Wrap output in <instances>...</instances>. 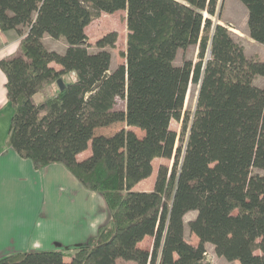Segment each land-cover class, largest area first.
<instances>
[{
	"label": "trees",
	"instance_id": "16d2710c",
	"mask_svg": "<svg viewBox=\"0 0 264 264\" xmlns=\"http://www.w3.org/2000/svg\"><path fill=\"white\" fill-rule=\"evenodd\" d=\"M239 1L248 9L250 36L264 45V0ZM218 4L0 0V29L21 35L16 53L0 59L14 109L9 145L37 168L63 163L111 212L88 243L18 251L0 264H206L207 243L228 260L264 264V86L255 83L264 77V59L247 57L229 27L214 23ZM122 9L126 62L111 70L118 33L98 38L91 52L86 27L101 12ZM46 36L63 38L65 51L50 49ZM191 45L198 60L177 64L178 52ZM71 72L76 79L60 89L58 79ZM191 83L198 85L193 110L185 109ZM53 84V94L35 98ZM115 122L126 126L96 132ZM156 157L171 166L158 167L152 190L135 188L152 175ZM190 211L197 245L185 236ZM146 236L153 237L151 249L139 246Z\"/></svg>",
	"mask_w": 264,
	"mask_h": 264
},
{
	"label": "crops",
	"instance_id": "0c3cea01",
	"mask_svg": "<svg viewBox=\"0 0 264 264\" xmlns=\"http://www.w3.org/2000/svg\"><path fill=\"white\" fill-rule=\"evenodd\" d=\"M20 39L17 31L0 29V59L16 53ZM6 80L0 68V257L27 250L73 249L88 243L110 222L104 198L86 188L63 163L37 168L32 159L22 157L9 145L14 109L7 99ZM161 158H154L152 175L135 188L143 189L139 186L150 180V187L143 190L153 189L158 170L154 162ZM193 236L190 243L197 245L199 238ZM147 238L152 237L146 236L139 246L145 247L142 243Z\"/></svg>",
	"mask_w": 264,
	"mask_h": 264
},
{
	"label": "rangeland",
	"instance_id": "374dc122",
	"mask_svg": "<svg viewBox=\"0 0 264 264\" xmlns=\"http://www.w3.org/2000/svg\"><path fill=\"white\" fill-rule=\"evenodd\" d=\"M218 14L212 16V20L214 23H222L229 27L230 31L233 33L234 38L241 43L245 48V53L247 57H261L264 59V45L256 40H254L249 33L248 27V9L247 7L239 0H219V4L217 7ZM205 16H208L205 13ZM116 31L118 33V39L116 45L110 48V52L112 55L111 61V70L117 67L119 64L125 63L126 58L123 56V52L127 49V36H128V28H127V11L126 10H118L114 13H105L101 12L100 15L94 18L86 27V32L89 38V42L92 44L90 47V51L94 52L97 49L93 46L98 38L103 36L104 34ZM44 43L50 48L57 50L60 53H63L66 49V42L63 38L54 39L50 36H46L44 38ZM185 59H192L194 61L198 60V46L191 45L186 50H180L178 52L176 63L181 64ZM55 65V63H53ZM76 79V73H69L65 75L64 80L69 82L70 80ZM255 83L258 86H264V77L257 76L255 79ZM56 84L47 86L43 91H41L37 95V100L41 99L43 96L48 94H53L55 92ZM57 89V88H56ZM198 94V85L195 83H191L189 87V91L187 94V99L185 102V109L193 110L196 105V99ZM118 108L125 107V100L122 98H118L117 105ZM125 125L124 122H115L107 127H100L96 130L97 133H102L105 135H111L116 131L123 128ZM170 127L173 130L180 132V122L176 119H172L170 123ZM136 132L141 135L143 132L137 128ZM180 142H177L179 145ZM89 155L88 151L80 154V158L86 157ZM161 164H166L171 166L172 160L161 158L154 162L156 170ZM150 180L143 182L139 188L148 189ZM196 215L195 211H191L187 213L185 216L186 221V239L191 242L193 240V233L190 231L188 222ZM152 243H151V240ZM153 244V237L147 238L142 245L151 249ZM206 252L204 262L206 264H240L238 260H228L224 256H219L212 243L206 244ZM258 252V251H257Z\"/></svg>",
	"mask_w": 264,
	"mask_h": 264
},
{
	"label": "water",
	"instance_id": "95a60500",
	"mask_svg": "<svg viewBox=\"0 0 264 264\" xmlns=\"http://www.w3.org/2000/svg\"><path fill=\"white\" fill-rule=\"evenodd\" d=\"M57 83H58L60 89L65 86V80L63 78L58 79Z\"/></svg>",
	"mask_w": 264,
	"mask_h": 264
},
{
	"label": "built area",
	"instance_id": "2783aa9c",
	"mask_svg": "<svg viewBox=\"0 0 264 264\" xmlns=\"http://www.w3.org/2000/svg\"><path fill=\"white\" fill-rule=\"evenodd\" d=\"M205 255H207V252H205Z\"/></svg>",
	"mask_w": 264,
	"mask_h": 264
}]
</instances>
